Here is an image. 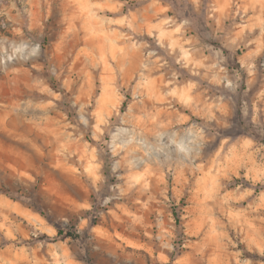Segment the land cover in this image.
I'll return each instance as SVG.
<instances>
[{
	"label": "rangeland",
	"instance_id": "374dc122",
	"mask_svg": "<svg viewBox=\"0 0 264 264\" xmlns=\"http://www.w3.org/2000/svg\"><path fill=\"white\" fill-rule=\"evenodd\" d=\"M28 7L0 42V264H264V0Z\"/></svg>",
	"mask_w": 264,
	"mask_h": 264
},
{
	"label": "crops",
	"instance_id": "0c3cea01",
	"mask_svg": "<svg viewBox=\"0 0 264 264\" xmlns=\"http://www.w3.org/2000/svg\"><path fill=\"white\" fill-rule=\"evenodd\" d=\"M28 4L29 0H10L7 6L8 17L14 25V33L9 37L11 43L18 42L19 38L27 35V31L30 30V22L27 21L30 20V7H28Z\"/></svg>",
	"mask_w": 264,
	"mask_h": 264
},
{
	"label": "built area",
	"instance_id": "2783aa9c",
	"mask_svg": "<svg viewBox=\"0 0 264 264\" xmlns=\"http://www.w3.org/2000/svg\"><path fill=\"white\" fill-rule=\"evenodd\" d=\"M10 0H0V42L9 41V37L14 33V25L7 14V6Z\"/></svg>",
	"mask_w": 264,
	"mask_h": 264
},
{
	"label": "trees",
	"instance_id": "16d2710c",
	"mask_svg": "<svg viewBox=\"0 0 264 264\" xmlns=\"http://www.w3.org/2000/svg\"><path fill=\"white\" fill-rule=\"evenodd\" d=\"M59 233L60 234H65L66 236H70V237H72L74 239H78L79 238V235L76 232H72V231L65 232L64 230L60 229Z\"/></svg>",
	"mask_w": 264,
	"mask_h": 264
}]
</instances>
